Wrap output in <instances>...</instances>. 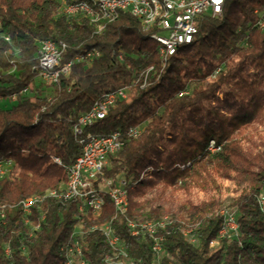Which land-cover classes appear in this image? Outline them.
Returning a JSON list of instances; mask_svg holds the SVG:
<instances>
[{
    "label": "trees",
    "instance_id": "1",
    "mask_svg": "<svg viewBox=\"0 0 264 264\" xmlns=\"http://www.w3.org/2000/svg\"><path fill=\"white\" fill-rule=\"evenodd\" d=\"M81 1L90 2L0 0V99L12 103L0 106V161L11 165L0 175V264H67L65 248L76 241L84 264H108L107 256L117 264L98 228L105 224L136 264H264V145L246 144L254 126L264 125V0H225L222 14H204L194 41L166 59L141 19L125 10L99 21L66 11ZM47 39L66 45L61 64L71 66L55 83H36ZM94 51L100 55H89ZM121 87L127 97L76 133L80 115ZM133 127L141 133L129 136ZM115 130L125 145L100 180L123 175L130 209L120 212L105 194L100 214L83 213L77 199L51 195L64 192L67 168L87 134ZM211 140L219 149L210 148ZM219 179L235 185L236 235L219 238L224 216L217 195L185 205L155 233L141 227L165 214L161 204L136 199L148 189L217 193ZM34 196L25 214L21 203ZM130 221L140 225L138 234Z\"/></svg>",
    "mask_w": 264,
    "mask_h": 264
},
{
    "label": "built area",
    "instance_id": "2",
    "mask_svg": "<svg viewBox=\"0 0 264 264\" xmlns=\"http://www.w3.org/2000/svg\"><path fill=\"white\" fill-rule=\"evenodd\" d=\"M101 1V8L91 9L92 12L105 11V5H113V8L134 12L142 11L144 14V28L146 21H150V17L154 15V9L146 3V0H96ZM225 0H160V8L163 12V20L155 24L153 34H160L165 39V52L167 58L170 50H174L175 44L180 39L195 38L198 32V22L204 14H210L213 17L222 14ZM76 8H88V2L81 1L77 4L66 5V11L74 13ZM109 14V12H106ZM264 27V21L261 22ZM66 49L64 43H56L53 40L47 39L40 43L39 48V69L40 77L47 84L55 83L59 80L63 73H68L71 63L61 64L62 52ZM89 55H100L98 51H94ZM26 88L24 93L28 91ZM127 91L121 87L116 89V95L103 96L102 99L96 101L94 105L86 112L82 113L79 121L75 126V132L81 133L86 125H91L99 119L105 118L112 106L116 104L117 99L126 98ZM13 100L17 98V94L11 97ZM142 127H133L129 131V136H137L141 133ZM82 153L70 165V171L73 175V188L68 190V193L76 194V199L80 200L82 191H90L89 202H95L96 211H100L101 198H105L107 194L111 197L115 205H120V212L124 205L123 184H128L123 175L116 178H107L100 180V175L103 174L105 167L109 162L111 155L119 152L125 145V139L121 130H115L106 135H96L88 133L86 138L82 140ZM213 144V143H212ZM211 144V146H212ZM6 163L0 161V171L8 172L9 169L4 166ZM261 209L264 211V199H259ZM86 203H81V207H85ZM25 214L31 210V206L22 205ZM224 216V223L221 228L220 237H229V234H237L239 224L236 219V213H228L226 209L220 211ZM131 223V221L129 222ZM151 233H155L157 225H145V228ZM76 234H82V232ZM138 234L139 230L133 232ZM106 237H111V247L114 250L115 256L122 258V255H128L125 247L123 251H115V244H123L121 238L113 237L111 233L104 234ZM162 238L157 237L154 245V250H162ZM219 243V239L214 240ZM82 248L79 242L78 254H70L67 264L72 260V257H79L81 264H84L82 256ZM112 256L106 257V262L109 264ZM130 264V263H129Z\"/></svg>",
    "mask_w": 264,
    "mask_h": 264
},
{
    "label": "bare ground",
    "instance_id": "3",
    "mask_svg": "<svg viewBox=\"0 0 264 264\" xmlns=\"http://www.w3.org/2000/svg\"><path fill=\"white\" fill-rule=\"evenodd\" d=\"M87 2V1H85ZM146 3L151 6V8L154 9V15L150 17V21H146L145 23V29L146 30H154L155 29V24L160 23L163 20V12L162 8H160V0H146ZM96 8H101V1H96V0H90L88 2V8H76L74 12L78 10H83L85 11L92 19L99 21V20H114L120 11L119 8H113V5H105V11H98V13L92 12L91 9H96ZM106 12H109V14H106ZM134 16L138 17L141 19L143 26H144V14L142 11H134L131 12ZM151 36L154 40L157 41L158 44V50L161 53V55L166 59L167 58V52H165V39L162 37L160 34H153L151 33ZM195 38H185V39H180L179 42L175 44L174 50H170L168 57L174 56L180 48L184 46L190 45ZM25 91V89H24ZM23 91V92H24ZM116 95V89L114 90H109L107 91L104 96H114ZM213 143V144H212ZM212 144V146H211ZM210 148L213 150L219 149V147H215V141L211 140L210 142ZM56 161H59L58 158H56ZM8 172H3L0 171V175H5ZM67 173H68V180L66 185L64 186V192L63 193H58L57 191H51V195L58 196L59 198L64 197L65 199H76V194L68 193V190H71L73 188V175L72 172L70 171V166L67 168ZM145 174H143L144 176ZM123 191H124V205L122 207V213H126L130 209V195H129V190H128V184H123ZM90 199V191H82L80 195V200H78V207L79 211L85 213V212H92L93 214H100L101 211L103 210V206L105 203V198H101V210L96 211L95 209V202H89ZM259 199H264V193L260 195ZM38 200V197H30L28 199H25L22 201V205L26 206H32L36 201ZM81 203H86L85 207H81ZM116 208L120 211V205H115ZM167 218V217H166ZM165 218V219H166ZM165 223V220H159L158 222H152V221H147L143 224H141L142 228H145V225H157V228L159 226H163ZM130 227L133 229V232L138 231V228L140 225L137 223L131 221L129 223ZM102 229L103 234H108L111 233L113 230V237L115 238H121L118 234L115 233L114 229L109 225H101L98 227ZM236 234H229V237H232ZM219 236H221V230L219 233ZM109 244H111V237H106ZM214 243V241L212 242ZM123 244H115V251H123V248L121 247ZM67 257L70 254H78L79 251V241H76V244L73 246H68L65 248ZM162 250H158V253H160ZM113 261H111L109 264H111ZM117 264H136L134 260H132L128 255H122V258L117 259ZM69 264H81V259L79 257H72V260Z\"/></svg>",
    "mask_w": 264,
    "mask_h": 264
},
{
    "label": "rangeland",
    "instance_id": "4",
    "mask_svg": "<svg viewBox=\"0 0 264 264\" xmlns=\"http://www.w3.org/2000/svg\"><path fill=\"white\" fill-rule=\"evenodd\" d=\"M41 81V78H38V82ZM5 100L0 99V106L11 105ZM253 133L251 134L252 140L247 142V145L259 144L264 145V125L256 124L252 129ZM251 143V144H250ZM254 146V145H253ZM7 169H10L11 165L6 164L4 166ZM146 176V175H145ZM219 184L221 185L220 192H215L214 188L210 187L207 191L199 187H191L188 190H175L172 188L167 189L163 192L160 186H156L152 189H148L144 196L136 197V199L149 200L150 202L156 205H162L165 208V214L162 216L165 219L169 215L178 216L184 214V206L190 203L196 204L207 201L217 195L220 200L219 208L220 211L223 209L228 213H236L237 208L233 205V200L236 197V190L233 181L229 179H219ZM83 227L81 224L76 225V231L78 233L82 232ZM100 231L102 229L99 228ZM213 247L218 246L219 243L214 242L211 244ZM124 248L125 246H121Z\"/></svg>",
    "mask_w": 264,
    "mask_h": 264
}]
</instances>
